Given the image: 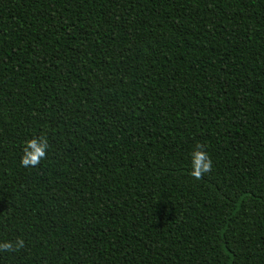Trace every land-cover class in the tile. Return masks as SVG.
<instances>
[{
  "label": "trees",
  "instance_id": "trees-1",
  "mask_svg": "<svg viewBox=\"0 0 264 264\" xmlns=\"http://www.w3.org/2000/svg\"><path fill=\"white\" fill-rule=\"evenodd\" d=\"M19 239L0 264H264V0H0V243Z\"/></svg>",
  "mask_w": 264,
  "mask_h": 264
},
{
  "label": "clouds",
  "instance_id": "clouds-1",
  "mask_svg": "<svg viewBox=\"0 0 264 264\" xmlns=\"http://www.w3.org/2000/svg\"><path fill=\"white\" fill-rule=\"evenodd\" d=\"M203 145L198 144L197 150L193 154V171L191 175L199 180L204 174L212 169V160L209 154L203 151ZM49 143L46 136L32 138L26 142L23 149L24 155L21 158V164L24 167L38 166L42 159L46 158ZM24 247V241L19 239L13 244L12 242L0 243V251L11 252L19 251Z\"/></svg>",
  "mask_w": 264,
  "mask_h": 264
}]
</instances>
